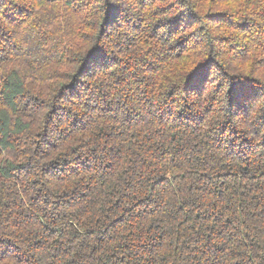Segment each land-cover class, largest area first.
Masks as SVG:
<instances>
[{"label":"trees","instance_id":"1","mask_svg":"<svg viewBox=\"0 0 264 264\" xmlns=\"http://www.w3.org/2000/svg\"><path fill=\"white\" fill-rule=\"evenodd\" d=\"M0 264H264V0H0Z\"/></svg>","mask_w":264,"mask_h":264}]
</instances>
